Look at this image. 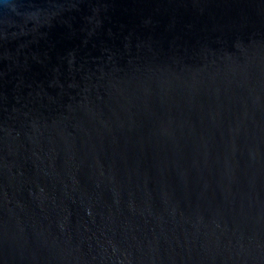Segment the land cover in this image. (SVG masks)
I'll return each mask as SVG.
<instances>
[{"label": "water", "instance_id": "obj_1", "mask_svg": "<svg viewBox=\"0 0 264 264\" xmlns=\"http://www.w3.org/2000/svg\"><path fill=\"white\" fill-rule=\"evenodd\" d=\"M0 264H264V0H0Z\"/></svg>", "mask_w": 264, "mask_h": 264}]
</instances>
